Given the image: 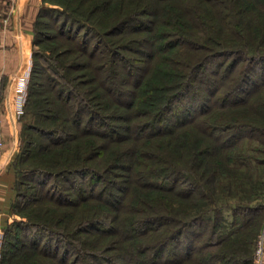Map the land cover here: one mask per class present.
Wrapping results in <instances>:
<instances>
[{"label":"trees","instance_id":"obj_1","mask_svg":"<svg viewBox=\"0 0 264 264\" xmlns=\"http://www.w3.org/2000/svg\"><path fill=\"white\" fill-rule=\"evenodd\" d=\"M61 2L33 24L51 55L32 52L1 264H255L264 0Z\"/></svg>","mask_w":264,"mask_h":264},{"label":"crops","instance_id":"obj_2","mask_svg":"<svg viewBox=\"0 0 264 264\" xmlns=\"http://www.w3.org/2000/svg\"><path fill=\"white\" fill-rule=\"evenodd\" d=\"M41 2L0 0V111L8 130L4 131L5 141L0 150V227L2 221L10 219V205L15 196V169L11 163L18 150V128L14 112L26 94L19 83L31 67L33 24Z\"/></svg>","mask_w":264,"mask_h":264},{"label":"rangeland","instance_id":"obj_3","mask_svg":"<svg viewBox=\"0 0 264 264\" xmlns=\"http://www.w3.org/2000/svg\"><path fill=\"white\" fill-rule=\"evenodd\" d=\"M42 1V0H41ZM63 0H43L41 2V6L45 7L46 8V14L47 15H43L42 17H40L39 19V26L38 28H40L41 30H45L46 27H44V24L45 22H50V17H49V14H53V11L52 9H58V10H66L64 4L61 2ZM62 18V17H61ZM42 22V23H41ZM51 23V22H50ZM48 33H50V30H47ZM47 43V41L43 42V43H40L39 45H36L32 47V52L33 50H40L42 51L46 58H47V61H44V59L42 58H37V61H39L40 63H44V64H47L48 62V57L49 55H51V52L49 50H46L44 48H47V46H45V44ZM49 43V42H48ZM32 64H33V58H32V62H31V67H32ZM31 67H30V70H29V74L25 75L24 76V79L23 80H20V83H19V87L21 86V84L23 83V81L26 83V86H25V90H26V94L25 96L23 97L22 96V101L21 103L17 104L15 107H16V111L14 112L15 114V118L14 119H17V128H18V150L16 152V154L18 155L21 150L25 147V145L27 144V141L28 140H36L35 138H33L32 136H30V134H35L33 131L31 130H28L25 128V126L29 123H34L35 122V117L32 113H25L23 112L24 111V103H25V99H26V95H27V85H28V82H29V78H30V72H31ZM20 89H22V87H20ZM263 95H264V92H262ZM1 100H2V90L0 88V103H1ZM28 109V108H27ZM257 109H261L260 107H257ZM26 114V115H25ZM4 119L3 118V115L0 111V130H1V135H2V139H3V145H4V131H7L6 130V127L4 125ZM15 126V125H14ZM254 144H257L256 142H254ZM254 144H252L251 146H253ZM2 145V147H3ZM21 149V150H20ZM249 152H253L254 151L252 149H249ZM256 152V151H255ZM14 155V158H16L17 155ZM257 156L259 157H264L263 153L262 152H259L257 151ZM23 164H25V162H22ZM22 163H19L20 166ZM243 168V169H242ZM241 168V174L242 176L243 175H247L248 173V170L245 168V167H242ZM264 166H259L258 168H256L255 170L258 171V174H261L262 170H263ZM243 170V171H242ZM251 170V169H250ZM245 172V174H243ZM258 179L259 178H256V174L253 175L249 180H246L244 182V187H245V191L246 192H249V189L253 186H255L256 188H258L260 186V189H258V194H260L261 197L264 198V177H262L260 179L261 182H258ZM19 180H22V177L20 176ZM235 185L239 188L240 192H243L242 189H243V183H235ZM19 188L23 190L24 186L21 185V183L19 184ZM241 195V194H239ZM220 197V195H219ZM227 198V197H226ZM237 196H230L228 197L227 199V202L232 205L234 204L235 200H237ZM220 201L219 202H222V199L220 197L219 199ZM12 206L10 205V212H9V215H10V219H5L4 221H2L3 225H1L0 227V264H1V244H2V238H3V235H4V232L6 231V228L11 225L13 227V224L14 222L18 221L21 219L22 217V211L15 208L12 210L11 208ZM229 208L225 207L224 209V215H225V218L227 220H230L231 219V213L230 211L228 210ZM195 210H197V208L193 207V209L191 210V213L194 212ZM15 231H19L17 229H15ZM259 238L261 239V252L259 254H257V245H258V240ZM241 248L243 249H246L248 250V248L250 247L249 245H241L239 244ZM171 246H174V244H172ZM254 249V257H255V264H263V261H264V225H263V228L261 230V234H259V237L257 238L256 240V245H255V248ZM166 254V253H165ZM70 258H72L70 256Z\"/></svg>","mask_w":264,"mask_h":264},{"label":"built area","instance_id":"obj_4","mask_svg":"<svg viewBox=\"0 0 264 264\" xmlns=\"http://www.w3.org/2000/svg\"><path fill=\"white\" fill-rule=\"evenodd\" d=\"M22 85V90L25 91V86H26V83L23 81V83L21 84ZM2 145H3V139H2V135H1V130H0V150L2 148ZM261 239L259 238L258 240V245H257V254H259L261 252Z\"/></svg>","mask_w":264,"mask_h":264},{"label":"bare ground","instance_id":"obj_5","mask_svg":"<svg viewBox=\"0 0 264 264\" xmlns=\"http://www.w3.org/2000/svg\"><path fill=\"white\" fill-rule=\"evenodd\" d=\"M264 263V262H263Z\"/></svg>","mask_w":264,"mask_h":264}]
</instances>
